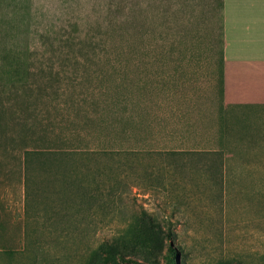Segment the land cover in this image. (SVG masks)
<instances>
[{"label":"rangeland","instance_id":"1","mask_svg":"<svg viewBox=\"0 0 264 264\" xmlns=\"http://www.w3.org/2000/svg\"><path fill=\"white\" fill-rule=\"evenodd\" d=\"M221 20L0 0V264H264V108L223 103Z\"/></svg>","mask_w":264,"mask_h":264},{"label":"crops","instance_id":"2","mask_svg":"<svg viewBox=\"0 0 264 264\" xmlns=\"http://www.w3.org/2000/svg\"><path fill=\"white\" fill-rule=\"evenodd\" d=\"M222 99L264 108V0H221Z\"/></svg>","mask_w":264,"mask_h":264},{"label":"trees","instance_id":"3","mask_svg":"<svg viewBox=\"0 0 264 264\" xmlns=\"http://www.w3.org/2000/svg\"><path fill=\"white\" fill-rule=\"evenodd\" d=\"M129 151H115L114 153H128ZM49 151H40V150H25V168L28 169L29 164L31 163L32 159H40L44 158L46 155L50 154ZM32 157V158H31ZM164 264H177V256L174 252L169 251L166 255V261Z\"/></svg>","mask_w":264,"mask_h":264}]
</instances>
